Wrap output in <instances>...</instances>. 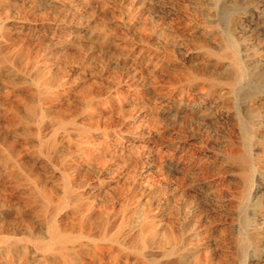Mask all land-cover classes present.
<instances>
[{
    "label": "rangeland",
    "instance_id": "374dc122",
    "mask_svg": "<svg viewBox=\"0 0 264 264\" xmlns=\"http://www.w3.org/2000/svg\"><path fill=\"white\" fill-rule=\"evenodd\" d=\"M0 195V264H61L48 213L79 264H264V0H0Z\"/></svg>",
    "mask_w": 264,
    "mask_h": 264
},
{
    "label": "bare ground",
    "instance_id": "6f19581e",
    "mask_svg": "<svg viewBox=\"0 0 264 264\" xmlns=\"http://www.w3.org/2000/svg\"><path fill=\"white\" fill-rule=\"evenodd\" d=\"M230 53V52H229ZM232 53V52H231ZM234 55V54H231ZM154 61V60H153ZM239 63V62H237ZM193 64V63H192ZM232 65H236V60H232ZM159 70V69H158ZM197 71V70H196ZM241 76V75H240ZM238 78V72H235V79ZM240 78V77H239ZM164 90V89H163ZM162 91V90H161ZM163 92V91H162ZM52 93V92H51ZM95 94V93H94ZM181 94V93H180ZM28 95V94H27ZM30 95V94H29ZM57 96V95H56ZM3 97V96H2ZM187 98V97H186ZM13 99V98H12ZM30 99V98H29ZM73 99V98H72ZM189 99V98H188ZM176 100V99H175ZM3 101V100H2ZM168 101V100H167ZM10 102V101H9ZM175 102V101H174ZM7 103V102H6ZM16 103V102H14ZM111 104V103H110ZM57 105V103H56ZM28 106V105H27ZM62 109V107H61ZM74 109V108H73ZM97 109V108H96ZM70 110V109H69ZM44 114H41L43 117ZM13 118V117H12ZM39 118V117H38ZM147 118V117H146ZM6 123H4L5 125ZM8 124V123H7ZM146 125V124H145ZM151 126V125H150ZM145 127V126H144ZM39 128V127H38ZM21 131V130H20ZM49 134V133H48ZM47 134V135H48ZM96 136V135H95ZM114 140V138H112ZM123 140V139H122ZM89 142V141H87ZM113 142V141H112ZM92 143V142H90ZM118 146V145H117ZM21 147V146H20ZM40 148L46 154L52 153L55 150V140L50 138L46 142H41ZM121 148V147H120ZM20 151V150H19ZM62 151V150H61ZM122 151V150H121ZM91 152V151H89ZM34 153V152H33ZM39 154V153H38ZM33 155V154H32ZM96 156V154H95ZM31 157V156H30ZM98 157V156H97ZM32 160V159H31ZM249 160V159H248ZM84 161V160H83ZM82 161V162H83ZM127 162V161H126ZM57 163V162H56ZM80 163V162H79ZM237 163V162H236ZM241 165V176L244 179L245 183H247V172H248V161L246 158H240L239 162ZM81 164V163H80ZM82 165V164H81ZM73 167V166H72ZM204 167V166H203ZM252 169V168H251ZM80 170V169H79ZM3 171V170H2ZM1 171V172H2ZM249 174H251L249 172ZM250 177V175H249ZM21 187V186H19ZM68 189V187H67ZM30 191V190H29ZM86 194V193H85ZM2 195V194H1ZM0 195V196H1ZM7 197V196H6ZM42 197L47 203L49 202V196L42 189ZM9 199V198H8ZM14 200V199H13ZM55 200V199H54ZM16 201V199H15ZM13 201V202H15ZM18 201V199H17ZM81 202L80 198H76L73 202V206L77 207ZM18 203V202H17ZM63 204V203H62ZM65 204V203H64ZM59 207L57 206V209ZM55 209V210H57ZM65 215V214H64ZM77 215V214H76ZM96 216V215H95ZM98 216V215H97ZM100 216V215H99ZM68 217V216H66ZM34 218V217H33ZM71 220V218L69 217ZM68 219V220H69ZM78 219V217H77ZM67 220V219H66ZM64 220V221H66ZM72 220H74L72 218ZM90 226L91 220L87 217V215H81V222L78 223L77 226H72L69 229L60 227L57 223V220L53 213H48L47 215V235L44 237H34L37 242L38 250L41 253H47L50 255V260L59 261L61 264H79V257L83 253V250L86 248V244H84L83 240H87L88 242L94 241L93 237L90 235ZM20 233V232H19ZM24 233V232H23ZM5 234V233H4ZM21 234V233H20ZM19 234V236H20ZM32 233L27 234L28 238H33ZM23 238V237H22ZM26 238V239H28ZM100 240L108 242L111 246L116 245L120 249H131L137 252L141 257H144V252L146 249L153 248V246H157L159 242L151 236L149 240H145L144 238V230L142 225H140L135 233L132 236H126L123 229V224L120 223L118 227L113 231H108L106 224H102L99 231ZM8 239V238H7ZM31 241V240H30ZM26 243V242H25ZM14 244V242L12 243ZM109 246V245H108ZM107 247V246H106ZM32 248V247H31ZM22 249V248H21ZM31 250V249H30ZM112 248H109L103 252L107 254L105 257H111L113 253L111 252ZM176 251V247L170 248L168 251L164 253V256H170L174 254ZM23 251H21L22 253ZM31 252V251H30ZM102 252V253H103ZM15 254V253H14ZM18 254V253H17ZM84 254V253H83ZM86 254V253H85ZM153 254V253H152ZM91 255V254H90ZM103 255V254H102ZM118 253H115L114 258ZM155 255V254H154ZM83 256V255H81ZM92 256V255H91ZM94 256V255H93ZM100 256V255H99ZM20 257V256H19ZM84 258H88L87 255ZM93 258V257H92ZM29 259V258H28ZM109 259V258H108ZM98 260V259H97ZM107 260V259H106ZM111 260V259H110ZM17 261V260H15ZM83 261V260H82ZM85 261V260H84ZM88 261V260H87ZM94 261V260H93ZM96 261V260H95ZM100 261V260H99ZM108 261V260H107ZM130 261V260H129ZM132 261V259H131ZM10 262V261H9ZM8 262V263H9ZM91 262V261H90ZM127 262V261H126ZM125 262V263H126ZM27 256L23 254L17 264H27ZM34 263V262H33ZM88 263V262H87ZM93 263V262H92ZM95 263V262H94ZM97 263V262H96ZM99 263V262H98ZM138 263V262H137ZM136 263V264H137ZM91 264V263H90ZM124 264V263H123Z\"/></svg>",
    "mask_w": 264,
    "mask_h": 264
}]
</instances>
